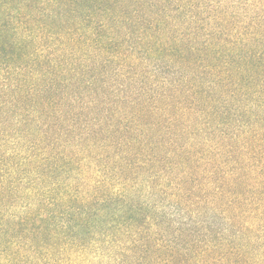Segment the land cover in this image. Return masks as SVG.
Returning <instances> with one entry per match:
<instances>
[{
	"label": "trees",
	"instance_id": "1",
	"mask_svg": "<svg viewBox=\"0 0 264 264\" xmlns=\"http://www.w3.org/2000/svg\"><path fill=\"white\" fill-rule=\"evenodd\" d=\"M127 1L0 0V264H264L263 29L238 38L227 56L210 50L208 68H224L227 80L236 73L248 89L244 110L223 120L240 123L225 170L239 163L247 174L229 185L245 186L250 197L237 203L214 193L210 210L197 213L204 226L167 212L150 186L118 183L83 150L68 148L64 130L76 128V116L53 107L62 90L48 79L47 53L112 51L119 37L126 41L125 12L143 11ZM168 37L164 45L173 44ZM189 49L198 64L206 62L209 50ZM217 86H207L203 102L214 101L223 117L220 110L236 103ZM48 120L53 126L45 130Z\"/></svg>",
	"mask_w": 264,
	"mask_h": 264
},
{
	"label": "rangeland",
	"instance_id": "2",
	"mask_svg": "<svg viewBox=\"0 0 264 264\" xmlns=\"http://www.w3.org/2000/svg\"><path fill=\"white\" fill-rule=\"evenodd\" d=\"M139 4L140 15H123L128 17L121 20L126 41L119 37L112 51L88 47L86 52L47 53L52 63L48 79L57 78L62 90L57 93L63 100L58 98L53 107L75 112L76 124L71 125L76 128L64 130L69 149L83 150L96 170L118 183L150 186L154 200L167 212L178 220L185 217L193 227L204 226L205 215L197 221V213L210 210L214 193L237 203L250 197L245 186L229 185L247 174L239 163L225 170L229 152L238 144L240 123L223 120L244 110L248 89L236 73L227 80L221 76L224 68L222 73L216 72L219 66L208 68L210 50L227 56L240 43L238 38L264 30V0H133V9ZM168 36L173 44L164 45L170 42ZM161 46L184 49L160 52ZM189 48L202 55L209 50L206 62L198 64ZM184 54H192L191 59ZM55 63L60 64L56 70ZM214 83L236 103L227 112L220 110L223 117L216 114L214 101L203 102L207 86ZM51 126L48 120L44 129Z\"/></svg>",
	"mask_w": 264,
	"mask_h": 264
}]
</instances>
